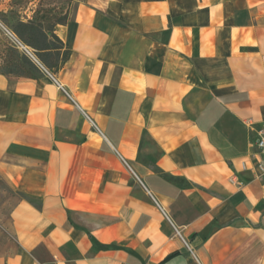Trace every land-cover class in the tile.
<instances>
[{
  "label": "crops",
  "instance_id": "0c3cea01",
  "mask_svg": "<svg viewBox=\"0 0 264 264\" xmlns=\"http://www.w3.org/2000/svg\"><path fill=\"white\" fill-rule=\"evenodd\" d=\"M55 32L57 74H0V264H264V0H76Z\"/></svg>",
  "mask_w": 264,
  "mask_h": 264
},
{
  "label": "trees",
  "instance_id": "16d2710c",
  "mask_svg": "<svg viewBox=\"0 0 264 264\" xmlns=\"http://www.w3.org/2000/svg\"><path fill=\"white\" fill-rule=\"evenodd\" d=\"M21 19L11 20L6 13L0 14V22L25 47L33 50V55L39 61L37 64L28 54L22 53L17 47L9 44L3 65H0V74L6 76L37 79L45 74L44 70L57 74L59 69L70 59L71 50L55 32L59 24H66L70 19V11L56 18L54 22ZM11 22V23H10Z\"/></svg>",
  "mask_w": 264,
  "mask_h": 264
},
{
  "label": "rangeland",
  "instance_id": "374dc122",
  "mask_svg": "<svg viewBox=\"0 0 264 264\" xmlns=\"http://www.w3.org/2000/svg\"><path fill=\"white\" fill-rule=\"evenodd\" d=\"M31 1L34 0H0V14L4 12L1 7H13L12 10L6 13L10 21H13L16 18L15 13L21 8L27 7L28 3ZM37 1H39L38 11L47 17L46 20L48 23L54 22L56 18L64 15L67 10L71 11L72 6L76 2V0ZM3 27L5 26L0 22V65H3V59L6 55V49L9 44L17 47L22 53L28 54V49V51L33 54L32 49H25L21 46ZM16 198L17 196L12 188L8 185L5 179L0 176V252H7L9 245L14 241L11 230V211L16 202Z\"/></svg>",
  "mask_w": 264,
  "mask_h": 264
},
{
  "label": "built area",
  "instance_id": "2783aa9c",
  "mask_svg": "<svg viewBox=\"0 0 264 264\" xmlns=\"http://www.w3.org/2000/svg\"><path fill=\"white\" fill-rule=\"evenodd\" d=\"M254 145L262 157L257 165V169L259 171L260 178L264 180V128L257 134Z\"/></svg>",
  "mask_w": 264,
  "mask_h": 264
},
{
  "label": "water",
  "instance_id": "95a60500",
  "mask_svg": "<svg viewBox=\"0 0 264 264\" xmlns=\"http://www.w3.org/2000/svg\"><path fill=\"white\" fill-rule=\"evenodd\" d=\"M21 46H23L25 49H27V47H25L21 42H19V40L9 31L7 30L5 27H3ZM27 52L28 54L30 55V57L37 63L40 65L39 61L35 58V56L33 54H31L30 51H28L27 49Z\"/></svg>",
  "mask_w": 264,
  "mask_h": 264
}]
</instances>
